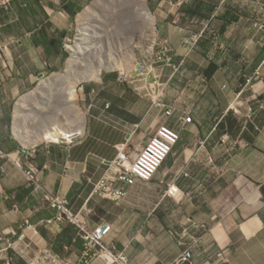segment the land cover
Instances as JSON below:
<instances>
[{
  "label": "crops",
  "instance_id": "0c3cea01",
  "mask_svg": "<svg viewBox=\"0 0 264 264\" xmlns=\"http://www.w3.org/2000/svg\"><path fill=\"white\" fill-rule=\"evenodd\" d=\"M92 1L14 0L0 8V147L16 159L35 147L43 188L68 199L89 229L111 224L105 244L129 264H174L187 246L188 264H264V0H139L138 16L155 25L153 49L142 51L131 80L116 62L82 85L70 141L59 132L64 123L49 128L48 100L63 94L49 76L61 69L64 39ZM163 43L173 63H183L176 72L160 62L150 76L170 82L172 115L137 90L139 67ZM161 125L181 139L153 179L138 181L121 202L97 194L118 145L149 141ZM56 216L25 171L0 156V264L50 257L110 264L83 262L79 226Z\"/></svg>",
  "mask_w": 264,
  "mask_h": 264
},
{
  "label": "built area",
  "instance_id": "2783aa9c",
  "mask_svg": "<svg viewBox=\"0 0 264 264\" xmlns=\"http://www.w3.org/2000/svg\"><path fill=\"white\" fill-rule=\"evenodd\" d=\"M14 0H0V8L9 9ZM200 36V35H199ZM170 47L163 43L162 48L149 54L148 58L138 69L137 90L141 95L147 97L152 104L164 110L167 115L174 112L173 106L166 100L167 90L170 82H163L159 78L150 79L154 73V67L160 62L172 65L174 71H180L183 65L173 63L170 54ZM258 75L260 72L257 73ZM122 79L124 77L122 76ZM190 115L183 117L184 122H191ZM70 141L74 137L69 136ZM181 133L168 125H161L149 141H142L130 149L128 143L118 145V156L116 159L107 161L109 168L107 173L95 185V192L103 197L121 202L126 199L131 192V187L138 181H151L154 175L162 167L165 160L173 152L174 147L179 143ZM21 157L14 158L13 153H7L0 147V156L12 160L18 167L22 168L34 191L43 192V199L54 209L57 210L56 219L70 220L76 223L80 228V235L84 240L85 250L83 262L94 263L96 258L107 257L110 264H129L125 254H114L111 248L105 244L106 236L112 230L111 224H102L95 229H89L81 220L80 214H75L69 207L68 199L53 195L43 188L41 183V169L36 164L35 156L37 149L35 147H23L18 151ZM173 190V187H172ZM187 233L182 236V241ZM220 255H225L223 251ZM194 257L193 248L187 246L174 264H188ZM33 264H40L39 261H33ZM46 264H75L63 258H51Z\"/></svg>",
  "mask_w": 264,
  "mask_h": 264
},
{
  "label": "rangeland",
  "instance_id": "374dc122",
  "mask_svg": "<svg viewBox=\"0 0 264 264\" xmlns=\"http://www.w3.org/2000/svg\"><path fill=\"white\" fill-rule=\"evenodd\" d=\"M106 1L108 2L109 0H93L87 6V8L94 9L95 12L90 17L92 25L90 33L92 35L91 41H93L91 44L93 45V49L79 54L76 62L78 69L75 71L76 73H71L67 70V61L71 55L67 45H72L77 37L80 29L79 23H75L64 39L63 45L67 57L63 61L64 63H61L63 64L60 67L61 69L49 76V79L63 83V94L57 95L51 93L48 100L47 120L49 128L56 122H62L64 124L59 129V132L64 127L66 130L74 129L79 120L72 118L73 107L78 106L80 107V112L83 111L80 99L81 93H83L82 85L100 79L104 71L103 68L107 69L109 65L110 67L113 66L114 63L118 62V59V63L121 62L126 67V71L122 72L124 79L126 81L131 80V70L135 67V62L140 58V54H142V51H146L147 54L148 50L153 46L154 42L150 39V36H152L153 30H155V25L148 28L142 17L138 16V0H121L118 1L119 3H107V6H105L104 3ZM151 21L153 20L151 19ZM151 24L153 25V22ZM162 46L163 44H160L158 48L157 45L154 52L159 51ZM81 71L93 72V77L80 80L79 72ZM34 110L37 114V109ZM52 130L56 131L57 129ZM131 148L133 150L134 145Z\"/></svg>",
  "mask_w": 264,
  "mask_h": 264
},
{
  "label": "bare ground",
  "instance_id": "6f19581e",
  "mask_svg": "<svg viewBox=\"0 0 264 264\" xmlns=\"http://www.w3.org/2000/svg\"><path fill=\"white\" fill-rule=\"evenodd\" d=\"M110 1V2H109ZM108 3H113V2H118L119 0H109ZM139 1V0H138ZM140 2V1H139ZM119 3V2H118ZM107 5V3H106ZM109 5V4H108ZM112 5V4H111ZM110 6V5H109ZM141 6V5H140ZM145 5L143 4V9H144ZM146 9V7H145ZM144 9V10H145ZM147 13V17H149L150 19L152 18V15L150 13V11L148 9H146L145 11ZM94 9L92 8H87L79 17V25H80V29H79V33L77 35V37L75 38L74 42L72 43V45H67V48L69 49V51L71 52L70 58L67 61V70L70 71L71 73L77 71V66H76V62L79 58V54L81 52H85L88 50L93 49V45L91 44V29H92V25L90 23V16L93 15ZM100 17V16H99ZM94 18V17H93ZM93 20V19H92ZM98 20H100L98 18ZM93 22V21H92ZM98 22V21H97ZM152 22V21H151ZM96 23V22H95ZM97 25V23H96ZM99 26V24H98ZM99 31V30H98ZM96 32V31H95ZM98 33V32H97ZM93 34V33H92ZM94 36V35H93ZM99 49V48H98ZM93 51V50H92ZM119 62V59L117 60ZM122 65V64H120ZM102 66V65H101ZM110 67V65H109ZM104 69V68H103ZM101 71V70H100ZM76 73V72H75ZM79 78L80 80H84L87 78H92L93 77V72H85V71H81L79 72ZM95 76V75H94ZM99 76V75H98ZM78 78V79H79ZM64 129V128H63ZM62 129V130H63ZM71 130H63V134L65 136H67L68 134H70ZM77 132V131H76ZM72 133V132H71ZM59 137V135H55V138L57 139Z\"/></svg>",
  "mask_w": 264,
  "mask_h": 264
},
{
  "label": "clouds",
  "instance_id": "9594fccd",
  "mask_svg": "<svg viewBox=\"0 0 264 264\" xmlns=\"http://www.w3.org/2000/svg\"><path fill=\"white\" fill-rule=\"evenodd\" d=\"M4 9H5V8H4ZM122 76H123V75H122ZM146 98H147V97H146ZM147 99H148V98H147ZM168 126H169V125H168ZM172 128H173V127H172ZM174 129H175V128H174ZM69 136H73V135L69 134L68 137H69ZM73 137H74V136H73ZM69 140H70V139H69ZM130 149H131V147H130ZM2 150H3V149H2ZM165 161H166V160H165ZM163 164H164V163H163ZM148 182H149V181H148ZM32 264H33V261H32Z\"/></svg>",
  "mask_w": 264,
  "mask_h": 264
},
{
  "label": "trees",
  "instance_id": "16d2710c",
  "mask_svg": "<svg viewBox=\"0 0 264 264\" xmlns=\"http://www.w3.org/2000/svg\"><path fill=\"white\" fill-rule=\"evenodd\" d=\"M66 54V53H65Z\"/></svg>",
  "mask_w": 264,
  "mask_h": 264
}]
</instances>
